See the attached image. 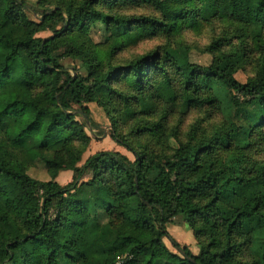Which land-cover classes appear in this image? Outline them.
<instances>
[{
    "label": "trees",
    "instance_id": "1",
    "mask_svg": "<svg viewBox=\"0 0 264 264\" xmlns=\"http://www.w3.org/2000/svg\"><path fill=\"white\" fill-rule=\"evenodd\" d=\"M167 1L36 0L35 19L25 0H0V264H264V0H212L208 14L201 0L167 14ZM143 4L159 15L123 12ZM202 22L225 25L208 66L181 43L115 62L141 38ZM99 26L120 39L100 48ZM252 50L257 69L242 82ZM86 104L132 159L106 150L79 165ZM190 112L201 116L182 140ZM37 164L48 180L29 173ZM62 171L73 172L66 185ZM178 216L197 254L168 232Z\"/></svg>",
    "mask_w": 264,
    "mask_h": 264
},
{
    "label": "rangeland",
    "instance_id": "2",
    "mask_svg": "<svg viewBox=\"0 0 264 264\" xmlns=\"http://www.w3.org/2000/svg\"><path fill=\"white\" fill-rule=\"evenodd\" d=\"M189 0H169L166 2L165 11L167 14H173L178 11V5L181 3H187ZM204 4V13L208 14L210 12V6L212 0H201ZM28 8L29 15L32 17L39 18L37 15H34L32 10L37 8L36 0H25ZM123 12L130 15H144V16H158L159 12L156 11L152 6L148 4H143V6H135L128 5ZM222 29H225V25L222 23H215L213 25H207L204 22L200 23L198 28H192L189 26H184L182 31L176 37L170 38L167 37L164 33H157L153 36H146L141 38L137 43L129 45L125 50H123L116 58L115 62L124 63L131 59L140 57L142 55H146L151 51L160 50L163 48H175L176 44L181 43L182 45H187L190 47L189 50V58L191 62L208 66L212 61V56L206 52H204L205 47H207L212 40L219 37L222 33ZM115 34H112L110 37V41L114 42L120 39L121 30L119 28H115ZM41 37L50 36L49 32H41L39 33ZM92 40L94 43H97L100 48H106L107 44L110 41H107V35L104 30L99 26L96 28L91 34ZM234 43L237 44V40H234ZM252 47H248L250 49ZM228 49V48H225ZM258 52L256 50H252L251 53L246 54L245 63L236 73V78L242 82H245L249 77L254 76L256 71V62L259 58ZM62 64L64 67L68 68L71 73H74V69L76 68L82 75H86L84 69L81 68L80 62L72 59H63ZM85 107L90 112V117L92 118L93 123L90 124L87 122L86 132L92 137L91 143L85 154L83 155L82 161L79 165H82L84 161L91 155L95 154L99 151H119L129 158H133L132 154L128 152L124 147L118 145L111 137V121L107 116L106 112L97 106L96 104H86ZM76 111H81L78 107H75ZM31 111V109L29 110ZM201 115L199 112H190L188 116L185 117L183 124L181 125V138L184 140L186 135L190 129V126L195 123V120L199 118ZM77 119L83 123L84 119L81 116H78ZM224 120V115L217 112L212 115L209 119L210 123L220 122ZM207 125V122L205 123ZM29 173L41 180H48L50 177L47 174L46 169L41 164H37L35 167L31 168ZM73 172L72 171H62L59 173L57 177V181L61 185H66L70 181H72ZM89 179V176H87ZM168 232L173 237V239L177 240L181 244L187 245L190 250L194 253H198V247L196 245V241L194 238L193 232L188 229L187 224L183 221L181 217L175 218L174 222L167 225ZM164 243L173 251L176 250L173 248L170 240L165 238Z\"/></svg>",
    "mask_w": 264,
    "mask_h": 264
}]
</instances>
